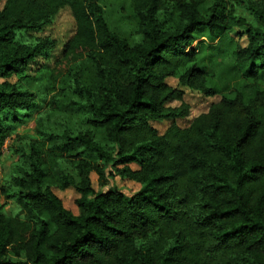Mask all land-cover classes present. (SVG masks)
Returning a JSON list of instances; mask_svg holds the SVG:
<instances>
[{
  "label": "trees",
  "instance_id": "1",
  "mask_svg": "<svg viewBox=\"0 0 264 264\" xmlns=\"http://www.w3.org/2000/svg\"><path fill=\"white\" fill-rule=\"evenodd\" d=\"M105 1L0 0V160L13 135L15 157L0 197L17 208L0 207V264H264V0H123L132 44ZM63 9L74 32L40 102L21 84L56 48L36 34ZM202 35L238 39L210 74ZM184 87L220 99L181 128ZM33 113V135L17 134ZM109 176L139 189L103 191ZM53 188L76 191V215Z\"/></svg>",
  "mask_w": 264,
  "mask_h": 264
},
{
  "label": "rangeland",
  "instance_id": "2",
  "mask_svg": "<svg viewBox=\"0 0 264 264\" xmlns=\"http://www.w3.org/2000/svg\"><path fill=\"white\" fill-rule=\"evenodd\" d=\"M102 6L105 10V15L110 28L123 37L129 44L135 42L138 39L136 22L130 12L128 2L123 0H106ZM73 32V18L68 9H63L58 13L51 25L44 27L42 34H36L37 36H49L57 42L56 48L51 53L49 58H36L29 64L27 69L28 77L21 84L22 89H29L35 92L40 102L43 99H46L50 94L47 68H50L53 65V62L60 57L63 45L73 35ZM235 40H238L235 35L230 38H222L218 41H212L205 35L198 37L194 42V47L197 50L199 66L205 72L209 74L212 73V65H218L230 55L231 51L234 49ZM239 41L241 44L246 43L244 38ZM15 80L16 77H12L8 81L12 83ZM166 82L171 87L177 86V81L173 78L167 79ZM181 89L184 91L183 102L190 106L189 116L175 121L181 128L187 127L193 117L206 112L212 103H215L220 99L218 96L212 98L204 97L200 93L185 87ZM179 104V102H173L170 105L178 106ZM34 117L35 113L32 114L31 119H27L23 121L22 124L17 126V134L28 133L33 135V130L35 128ZM170 123L171 120L164 119L161 121H152L150 122V125L158 132V134H162ZM13 140L14 135L6 142L3 149V155L0 160V178L9 170V167L15 160V157L12 156L10 150ZM131 167L136 168V166L133 165ZM106 171L110 173L111 169L107 168ZM90 178L93 189L95 191L100 190L98 187L97 175L95 173H91ZM108 189H116L125 196L129 197L139 189V185L118 176H109L107 184L101 188V190L106 191ZM53 192L62 201L63 206L67 210L74 215L77 214L75 200L79 197V195L76 191L72 188L62 191L53 188ZM0 207H2V210L7 215H12L17 212L16 206L12 203H6L2 197H0Z\"/></svg>",
  "mask_w": 264,
  "mask_h": 264
}]
</instances>
